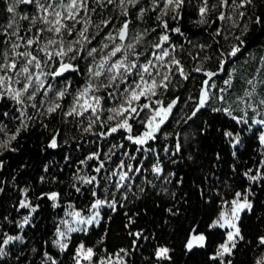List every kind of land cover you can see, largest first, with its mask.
Returning <instances> with one entry per match:
<instances>
[{"label":"snow or ice","instance_id":"1","mask_svg":"<svg viewBox=\"0 0 264 264\" xmlns=\"http://www.w3.org/2000/svg\"><path fill=\"white\" fill-rule=\"evenodd\" d=\"M0 264H264V0H0Z\"/></svg>","mask_w":264,"mask_h":264},{"label":"trees","instance_id":"2","mask_svg":"<svg viewBox=\"0 0 264 264\" xmlns=\"http://www.w3.org/2000/svg\"><path fill=\"white\" fill-rule=\"evenodd\" d=\"M29 147H31V143H29Z\"/></svg>","mask_w":264,"mask_h":264}]
</instances>
